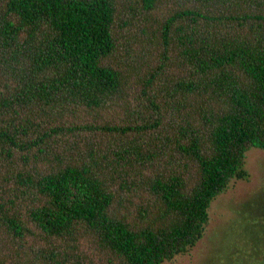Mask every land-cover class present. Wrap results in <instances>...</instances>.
<instances>
[{
  "label": "trees",
  "instance_id": "16d2710c",
  "mask_svg": "<svg viewBox=\"0 0 264 264\" xmlns=\"http://www.w3.org/2000/svg\"><path fill=\"white\" fill-rule=\"evenodd\" d=\"M264 149V0H0V264H163Z\"/></svg>",
  "mask_w": 264,
  "mask_h": 264
},
{
  "label": "rangeland",
  "instance_id": "374dc122",
  "mask_svg": "<svg viewBox=\"0 0 264 264\" xmlns=\"http://www.w3.org/2000/svg\"><path fill=\"white\" fill-rule=\"evenodd\" d=\"M246 168L212 202L197 245L163 264H264V149L247 151Z\"/></svg>",
  "mask_w": 264,
  "mask_h": 264
}]
</instances>
